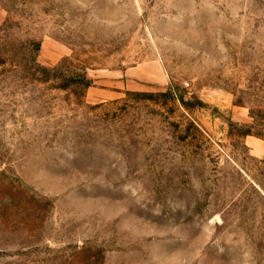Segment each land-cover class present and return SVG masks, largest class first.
<instances>
[{
    "label": "rangeland",
    "instance_id": "1",
    "mask_svg": "<svg viewBox=\"0 0 264 264\" xmlns=\"http://www.w3.org/2000/svg\"><path fill=\"white\" fill-rule=\"evenodd\" d=\"M0 13V264H264V0Z\"/></svg>",
    "mask_w": 264,
    "mask_h": 264
},
{
    "label": "crops",
    "instance_id": "2",
    "mask_svg": "<svg viewBox=\"0 0 264 264\" xmlns=\"http://www.w3.org/2000/svg\"><path fill=\"white\" fill-rule=\"evenodd\" d=\"M121 78V80L116 81L115 85L112 86L117 89L116 91L109 88H90L88 96L91 98L103 96L112 97L111 95L113 93L120 95V91L122 90H134L138 89L142 84L165 81L163 69L158 63L152 64L151 66H136L130 68L123 73Z\"/></svg>",
    "mask_w": 264,
    "mask_h": 264
},
{
    "label": "trees",
    "instance_id": "3",
    "mask_svg": "<svg viewBox=\"0 0 264 264\" xmlns=\"http://www.w3.org/2000/svg\"><path fill=\"white\" fill-rule=\"evenodd\" d=\"M88 85V84H87Z\"/></svg>",
    "mask_w": 264,
    "mask_h": 264
}]
</instances>
